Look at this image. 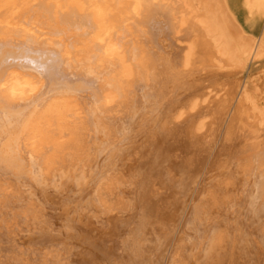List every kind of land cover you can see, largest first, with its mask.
<instances>
[{
    "label": "bare ground",
    "instance_id": "bare-ground-1",
    "mask_svg": "<svg viewBox=\"0 0 264 264\" xmlns=\"http://www.w3.org/2000/svg\"><path fill=\"white\" fill-rule=\"evenodd\" d=\"M233 1L0 0V264H264V25Z\"/></svg>",
    "mask_w": 264,
    "mask_h": 264
},
{
    "label": "rangeland",
    "instance_id": "rangeland-1",
    "mask_svg": "<svg viewBox=\"0 0 264 264\" xmlns=\"http://www.w3.org/2000/svg\"><path fill=\"white\" fill-rule=\"evenodd\" d=\"M230 3L233 4V0H228ZM237 12L236 13V20L239 22V24L242 26L243 29L247 30V33L249 31H254V33L259 34L262 30V27L264 25V17L263 19H260V22L256 24L254 28L250 27V23L248 22V15L246 13V9L241 6V0H237ZM228 21V27L229 25L232 26L233 24L230 22V20L227 17ZM230 32L232 34L236 33V30L234 29V25L229 28ZM249 68L251 70V73L255 76H260L259 77V82L262 86H264V55H262L259 58H256L253 62L249 63ZM247 71H245L246 73ZM232 71H230V74ZM233 74V73H232Z\"/></svg>",
    "mask_w": 264,
    "mask_h": 264
}]
</instances>
